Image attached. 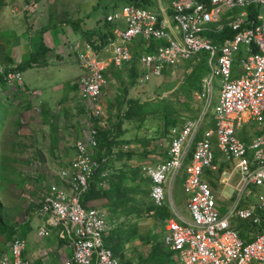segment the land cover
<instances>
[{"label":"built area","instance_id":"obj_1","mask_svg":"<svg viewBox=\"0 0 264 264\" xmlns=\"http://www.w3.org/2000/svg\"><path fill=\"white\" fill-rule=\"evenodd\" d=\"M252 6L259 10L256 19L247 10ZM237 8L242 10L228 14ZM107 20L114 25L116 35L110 58H101L91 43L74 45L84 69L79 90L90 105V121L102 118L107 111L106 70L111 64L121 68L133 59L130 44L136 37L147 41L140 56L142 80H152L161 76L167 66L208 53L210 73L199 95L203 99L201 112L195 118H186L182 125L171 127L168 157L164 161L142 166V172L152 182L151 197L159 206L164 205L177 176L182 171L187 175L184 188L190 195L191 216L177 212L179 220L171 219L165 225V243L177 253V264H264V231L251 233L247 241L232 225L237 217L256 225H262L264 220V131L249 144L237 136L244 124L264 126V0H174L170 20L150 8L125 3L113 10ZM175 27L180 35L173 33ZM225 29L233 34L221 40L210 35L221 34ZM242 46L249 53L241 61L242 73L234 77L235 56ZM252 47L258 51L252 52ZM216 78L221 80V89L213 106ZM18 89L36 96V91L27 89L20 69L0 63V100L6 91ZM210 107L212 125L207 122ZM98 143L99 129L90 125L76 140L70 165L61 171L65 182L51 185L36 211L49 217L58 227L59 236L71 245L72 254L59 264H121L105 245V214L82 202L90 179L106 163V159L96 155ZM216 148L226 161L233 163L222 182L229 184L237 176L226 210L219 205L205 178L208 169L219 168ZM104 170L102 175L107 173ZM49 233L46 226L38 232L40 236ZM25 249V239L15 237L0 264H31L24 257Z\"/></svg>","mask_w":264,"mask_h":264},{"label":"crops","instance_id":"obj_2","mask_svg":"<svg viewBox=\"0 0 264 264\" xmlns=\"http://www.w3.org/2000/svg\"><path fill=\"white\" fill-rule=\"evenodd\" d=\"M173 1L150 0L147 8L157 12L160 17H169L170 20ZM116 2H119V0L2 1L0 6V63L22 67L24 81L28 88L36 91V96H32V94L29 96L22 90L15 92L8 90L0 100V151H2L0 152V188L8 189L9 202L13 201L16 204L14 208L18 209L16 213L9 212V215L17 216L20 223L22 221L28 225V231L25 232L26 235L24 236L22 234H19V236L15 231V236L11 238L10 235L8 236L9 231H4V235L0 236V259L8 251L16 236L25 239L24 257L29 259L31 264H59L72 254L71 245L59 236L58 227L50 221L49 217L40 216L36 211L43 202L50 186L65 182L61 176V171L70 165L76 151L75 142L84 135L85 130L90 125L99 129V132L100 129L114 131L111 136L112 153L107 154L106 150H102L101 157L99 153L100 145L96 151V155L100 159H106L104 171L107 172L106 175H102L101 170H98L101 173L99 178H102L98 182V190L109 192L111 182L117 181L113 177L115 173L120 171L131 173V169L137 165L159 163L168 157L169 146H164V142H159L164 146L160 149H156L151 143L149 146H145L142 144L141 139H136L135 135H132L131 125H125L126 121L137 125L132 120H128L126 113L136 101H140L134 99L136 97L133 96V90L129 88V86H132L130 80L133 79L134 83L136 81L138 83L151 81L140 79L144 70L140 62V56L146 50L147 42L141 37H136L130 44L134 56L132 61L125 63L121 68L111 64L106 70L108 86L106 85L107 88L105 87L104 94H112L107 99L108 103L115 100L111 103V108L108 109V112L111 110L108 116L114 117V123L112 126H108L107 116L100 119L94 118L92 121L88 119L90 105L81 97L79 90V81L84 74V69L78 61V52L74 45L78 42L83 46H85V43H91L93 46L96 45L94 48L99 51L101 58L108 59L112 56V42L115 38L114 26L108 24L106 16L117 8L116 5L118 4ZM233 11L230 10L228 14H237ZM121 27H124L123 23ZM92 32L94 33L93 37L89 39L87 34ZM173 33L180 35L176 27L173 28ZM211 34L215 39L219 38V34ZM153 44H155L154 41ZM245 51L246 54L243 58L249 53L246 47ZM243 58L240 59L237 68H235L234 60V77L239 76L243 71L241 66ZM199 59L200 57H194L181 63H187L191 67L187 72L189 73L199 65ZM27 61L29 64L25 66L24 64ZM207 66L209 72L202 78V90L193 94L198 93V97L195 96L196 100H202L199 95L204 90V79L210 73L208 60ZM220 89L221 80L216 78L214 81L213 106L218 102ZM128 101H130V104ZM127 103L128 107L125 109ZM197 116L198 113L191 118ZM189 117H183L181 113V125ZM120 121H122L120 127L116 126V123ZM245 125L253 126V131L243 130ZM259 126L264 128L263 125H255L254 122L242 125L237 131L238 138L245 143H251L257 135L256 130ZM254 127H256V130H254ZM136 128L138 127L136 126ZM134 138L135 140H133ZM213 141L216 142L215 137ZM149 147L153 149H147ZM144 150L149 151L150 160H147V156L144 157V153H142ZM119 152L121 154L117 157ZM128 152L133 156L130 158L125 156ZM216 156V160H221L219 168L223 164L224 169L219 175L217 173L219 168L217 170L210 169L205 173V178L210 179L209 174L214 172L211 174L218 187H212L214 192L215 189L219 188L221 200H219L216 192L215 194L219 205L223 210H226L230 203V197L234 194L237 176H233L229 184L223 183L222 178L228 177L233 163L226 161L222 153L219 154L218 151ZM181 174L184 175L185 171H182ZM125 182L137 185L135 181L126 180ZM179 183L182 186V179ZM229 190L231 191L230 194H228ZM130 192L136 191L131 190ZM173 195L174 190L172 189L167 199H171L175 215L173 214V216L167 218L166 222L171 219L179 220L176 213L180 211L176 207ZM223 195L226 197H223ZM141 196L142 193L137 192L130 194L135 202L129 201L138 206ZM113 199L110 197L87 199L86 205L103 209L107 213L111 224L117 225V221H120L122 217L125 218L123 213L126 211V203L120 204L121 207L115 209L114 206L110 205ZM149 199L152 202L154 201L151 197V187ZM179 199H183L189 215L180 213L190 217L188 197H184L183 186ZM153 203L154 206L158 207L155 201ZM165 204L168 205V200ZM131 208L136 209L135 205ZM151 210V206L147 208V212ZM21 212L23 213L21 214ZM20 214L25 220L19 218ZM131 216H128V218ZM152 217L156 222L158 219L163 224L161 218L156 219L153 214ZM33 224L35 230L30 232L33 229ZM262 225L263 228L258 233L264 231V220ZM44 226L49 228L50 233L46 236H40L38 232ZM153 229L154 231L149 232L151 242L159 240L157 234L162 233L163 245L166 249H170L165 243V228L162 226L158 230L153 225ZM258 233L252 232V234ZM27 243L29 248H27ZM166 261L170 264H177V253L174 252Z\"/></svg>","mask_w":264,"mask_h":264},{"label":"trees","instance_id":"obj_3","mask_svg":"<svg viewBox=\"0 0 264 264\" xmlns=\"http://www.w3.org/2000/svg\"><path fill=\"white\" fill-rule=\"evenodd\" d=\"M2 1L3 0H0V6L2 5ZM119 1L130 3V4H136L138 6L147 7L148 2L150 0H119ZM239 11H240V9H234L233 13H238ZM248 13L251 17L256 19L258 16L259 10H258L257 6H252L248 9ZM108 24L111 25V23H109V22H108ZM109 25H108V27H109ZM93 34H94L93 32L87 34L89 39L93 37L92 36ZM232 34H233V32L231 30L225 29L224 32L219 34L218 39L221 40L222 38L229 36V35H232ZM210 35L213 36L212 34H210ZM257 51L258 50L256 47H252V52H257ZM199 57H200L199 65H197L195 68H193V70L191 72L185 74L184 82L178 87V90L176 92V94L178 95V98L181 95H183L184 97L189 98L191 100L193 97V94L195 92H199L202 90V78H203V76H205L209 72V68L206 66L207 60H208L207 54L201 53V54H199ZM239 63H240V59H237V60L235 59V68L238 67ZM28 64H29V62L27 61L24 65L27 66ZM19 67L20 66H18L17 68H19ZM235 68H234V70H235ZM169 72H170V70L164 69V73H169ZM27 89L31 90L30 88H28V86H27ZM18 91H20V89H18ZM24 93H27V92L24 91ZM27 94L30 96L29 93H27ZM141 104L142 103L140 101H136L133 104V106L137 105V107L139 108V110L137 112H133V106L131 108L132 110L128 109V111L126 113L128 120H132L136 124H138V123L141 124L146 120V117L144 115V112H146L144 110V108L146 109V106H144V108H143ZM179 116L180 115L178 113V110L176 108H171L166 113V116H165L166 127H165V130L163 131L164 133L161 132L160 134H162L165 138H167L166 135H168L170 128L173 125L178 123ZM121 124H122V121L117 122L116 126L120 127ZM263 131H264V128L262 126H259L256 130L257 133H261ZM113 132L114 131H111L110 129H105V130L100 129V132H99V140L100 141H99V143H102V144H99L100 145V147H99L100 148V152H99L100 156L102 155L101 154L102 150H106L107 154L112 153V150H113L112 147L113 146L111 144V136H112ZM141 141L145 146H149L151 143V141L149 139H141ZM121 152H119V154H117V157L121 154ZM143 155H144V157L148 156L149 151L144 150ZM125 156L130 158L133 155L128 152V153H126ZM0 162H1V159H0ZM150 164H153V163H150ZM223 166L224 165L222 164L221 167L217 170L218 174L222 173V171L224 169ZM140 169H141V165H139V166L137 165L131 169V173L125 172V171H120L119 173H115V175H113V177L116 178L117 181L111 182V187H110L109 192L97 189L98 188L97 187L98 182H99V180H102V178H99V175L101 173L99 171L96 172V174L90 179L89 189L83 195L82 202H83L84 206L89 207L86 205L87 199H94L97 197H110L113 199V197H115L112 200L110 205L114 206V208L117 209V208L121 207L120 204H123V203L127 204L130 202L129 200L134 201V198L130 197V194H133L136 192L142 193L141 199H139V205L136 206V204L134 203L136 209L128 207V205H125L126 211H124V213H123L121 210V212L123 214H125V217H128L130 215L142 217L147 212V208H149L151 206L152 211H154L151 214H153L156 219L161 218L163 220V224L158 222L159 227L161 228L163 226V228H165V224L167 223L166 222L167 218L173 216V212L171 211L170 207L165 204L166 200H168V199L166 198L164 205H162V206L158 205V207L154 206V203H153L154 201L152 202L149 199L150 187L152 185L151 179L149 176L143 175L142 172H140ZM100 170L101 171L104 170V165L100 168ZM209 170L210 169H208L207 171H209ZM181 173L175 179V182L173 183L172 189L174 190V186H175L177 180L182 179L183 190L186 193L188 200H189L190 195L185 191V188H184V182H185L187 175H186V173L184 175H182ZM211 173H214V172H211ZM211 173L209 174L210 179L208 178V181L210 182V184H212L213 187H218V184L214 180L213 175ZM136 179L140 180V183H138L137 185H134V184L131 185V184L125 182L126 180L135 181ZM123 181H124V183H123ZM172 189H171V191H172ZM131 190L136 191V192H130ZM167 195H170V193H167ZM3 208H4V204L0 200V212L2 211L0 213V234H3L4 231H9L8 236L10 235V237L13 238L15 236V231L17 229V226L20 224V222L18 221L19 219L17 218V216H14L11 214V215H9V217L8 216L7 217L9 218V220H13L12 224L9 226L4 224L3 220H6V219H5L4 214H3ZM96 208H98V207H96ZM99 209L103 211V213L105 214V217L108 221V229H107V232L105 234V245L113 251L114 256L121 262V264H150L151 262L155 264V261L157 262V260L164 261L162 264H170V262L166 261V259H168L174 252L172 250L166 249L164 247L163 240H161V241L153 240L149 254L146 257H142V258L140 257L137 262H134V261L131 262V260L125 261L124 260V248H125L124 245H126L127 243L131 242L134 239L135 235L131 234V230L134 229V227L129 225L128 228L127 227L124 228V225L126 224V222L122 221V223L119 225H113L112 229L109 232V228H110L109 225L111 224V222L109 221V217L103 209H101V208H99ZM122 213L120 214V216L122 215ZM24 215L26 218L27 217L26 212ZM263 218H264V216H263ZM232 225L234 228H236L239 231L240 236L242 238L246 239L247 241H250V236H249L250 233H252V232L258 233L263 228V225L258 226L256 224H253L249 220L241 219L238 217L234 218L232 220ZM165 233H166V228H165ZM157 238L159 239V235H157Z\"/></svg>","mask_w":264,"mask_h":264},{"label":"rangeland","instance_id":"obj_4","mask_svg":"<svg viewBox=\"0 0 264 264\" xmlns=\"http://www.w3.org/2000/svg\"><path fill=\"white\" fill-rule=\"evenodd\" d=\"M119 3H121V2H116V4H119ZM175 32H177V31H175ZM201 53L207 54V59H208V53H206V52H201ZM245 54H246L245 47L242 46L241 51L239 53H236L235 59L236 60L241 59V58H243V56ZM195 57H198V56H195ZM190 69H191V67L187 63L183 62V63H179V65H177V66H169L168 67V70H170L169 73H164L160 77H155L147 83H138L137 81H136V83H134L133 79L130 80V83L132 86H129V88H132V90H133V96L136 97L134 99H137V100L139 99L142 103L141 105L143 108H144V106L147 107V109L144 108V110L146 111V112H144L146 120L143 123H141V124L138 123L137 125H133L130 122H127V121L125 122V125H127V126L131 125L132 131H133L132 135H135L136 139L137 138L138 139L150 138L149 140L151 141V144L154 145L153 147H155L156 149H160L161 147H164V146L167 147L170 143V138H171L170 135H166L167 138H165L162 134H160L161 132H163L165 130V127H166V120H165L166 113L171 108H176L178 110L179 115H180L177 124L181 125V123H180L181 113H182L183 117L184 116L192 117L195 114H197V113L199 114V112H201L203 99L199 97L200 99H202V100H199L197 98L198 97L197 94L199 92L196 95H193L191 100L189 98L183 97V95H181L179 98H177L176 92L178 90V87L184 82L185 74ZM110 95H112V94L107 93V95H106V93H105V100L107 102L108 107H107V113L104 115V118L107 116L106 121H107L108 126H110V125L112 126V124L114 123V117H112L110 115L108 116L109 112H111V110H109V112H108V109L111 108V103L113 101H115V100H112L111 102H109L110 103V107H109V103H108L107 99ZM195 96H197L196 98L198 100L195 99ZM128 103L130 104V101H128ZM128 103L124 107L125 109L128 107ZM122 108H123V106H122ZM138 110H139V108L137 107V105H134L133 106V112H137ZM121 111H122V109H121ZM212 111H213V107H210V109L208 111V115H207V122L210 125H212V122H213ZM0 122H1V117H0ZM136 126L138 128H136ZM243 130H247L249 132H252L253 126L245 125ZM254 130H256V127H254ZM151 137H154V138H151ZM133 140H135V138ZM161 141L164 142V144H163L164 146L162 145V143L159 144V142H161ZM140 149H142V148H140ZM147 149H153V148L149 147ZM215 151L216 152L218 151V153L220 154V151L218 150V148H216ZM0 152H2V151H0ZM142 153H144V152H142ZM0 155H1V153H0ZM147 158H148L147 160L151 159L149 156H147ZM220 162H221V160L219 159V163ZM0 170H1V165H0ZM142 174L145 175L143 172H142ZM179 182H180V180L178 179L175 186H174L173 199L175 201V204H176V207L178 208V210L180 212H182L184 215H189V212H188V210H187V208L183 202L184 198L182 200L179 199V196L181 195V192H182V186H183V185L181 186ZM138 183H140V180L136 179L135 184H138ZM2 188H0V200L5 205L3 208V214H4V217L6 219V220H3V223L6 224L7 226H9L13 222V220H9V218H7V216L9 217V212H15L16 213V211L18 209L16 210L14 208L16 206V204H14L13 201L9 202V192H7L8 189H5V188L2 189ZM183 192H184V190H183ZM215 192L218 194L219 200H221L219 188L215 189ZM230 193H231V191L229 190L228 194H230ZM186 196L187 195L184 192V197H186ZM223 197H226V196L223 195ZM126 205H128V207L134 206L133 202L132 203L129 202ZM168 205H169L171 211L173 212V214L175 215V212L173 211L171 199H168ZM22 213L23 212H21V214ZM151 213H152V210L150 212L149 211L146 212L142 217H137V216L135 217V215H132V217L130 219L128 217H125V218L122 217L120 219V221L117 222V225H119L124 220L126 222V224L124 225V228L125 227L128 228L129 225L134 227V229L131 230V234L135 235L134 239L131 242L124 245V247H125L124 248V260L125 261L131 260V262H133V261L137 262L140 257L141 258L146 257L149 254L152 243H153L150 240L149 232L154 231L153 225H154L155 229H157V228H158V230L160 229L159 224H158L159 220L157 219V222H156L153 219ZM21 214L19 215V218L21 217V220H23L24 218H22ZM109 226H110V228H109V232H110V230L113 227V223L110 224ZM34 230H35V227L33 224V229L30 232H33ZM27 231H28V225L25 222L21 221V223L17 226L16 233L18 235L22 234L24 236V235H26L25 232H27ZM2 235H4V232H3V234H0V236H2ZM157 235H159V241H161L162 233H158ZM27 248H29L28 243H27ZM163 262L164 261H162V260H157V262L155 261V264H162ZM150 264H154V263L151 262Z\"/></svg>","mask_w":264,"mask_h":264},{"label":"clouds","instance_id":"obj_5","mask_svg":"<svg viewBox=\"0 0 264 264\" xmlns=\"http://www.w3.org/2000/svg\"><path fill=\"white\" fill-rule=\"evenodd\" d=\"M119 2H121V1H119ZM126 2H121V3H119L118 5H116V7L117 8H119V7H121L123 4H125ZM119 6V7H118ZM143 7V6H142ZM117 8H115V9H117ZM115 9H113V10H115ZM237 9H239V8H237ZM249 9V8H248ZM247 9V10H248ZM111 13V12H110ZM108 16V15H107ZM107 16H106V21L107 22H109L108 20H107ZM109 23H111V22H109ZM111 25H113L112 23H111ZM114 26V25H113ZM114 29V28H113ZM115 38H116V35H115ZM114 38V41L116 40ZM95 47H96V45H95ZM134 57V56H133ZM132 61V60H131ZM172 66H175V65H172ZM13 67H15V66H13ZM169 66H167L165 69H167ZM16 69H20L21 71H22V69L21 68H17V67H15ZM140 70H141V66H140ZM22 73H23V71H22ZM163 74H164V71H163ZM24 77V76H23ZM160 77V76H159ZM25 82V81H24ZM106 87V86H105ZM105 89V88H104ZM32 90V89H31ZM104 97H105V94H104ZM203 106V105H202ZM202 109V108H201ZM174 126V125H173ZM171 129V128H170ZM170 131V130H169ZM168 135H169V133H168ZM145 164H147V163H145ZM153 164H156V163H153ZM144 165V164H143ZM142 165V166H143ZM142 166H141V171H142Z\"/></svg>","mask_w":264,"mask_h":264}]
</instances>
